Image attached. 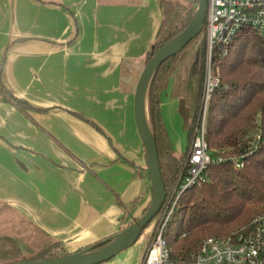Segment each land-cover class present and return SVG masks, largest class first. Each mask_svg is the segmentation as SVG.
<instances>
[{"label":"crops","instance_id":"crops-1","mask_svg":"<svg viewBox=\"0 0 264 264\" xmlns=\"http://www.w3.org/2000/svg\"><path fill=\"white\" fill-rule=\"evenodd\" d=\"M160 23L153 0H0V260L73 254L141 216L133 92ZM135 244L102 264H139Z\"/></svg>","mask_w":264,"mask_h":264},{"label":"trees","instance_id":"trees-1","mask_svg":"<svg viewBox=\"0 0 264 264\" xmlns=\"http://www.w3.org/2000/svg\"><path fill=\"white\" fill-rule=\"evenodd\" d=\"M157 2L161 23L145 63L150 55L185 30L199 3L198 0ZM190 47L194 54L189 77L196 83L193 116L188 117L185 107L182 104L179 106L189 146L202 97L205 53L202 32L159 66L147 93L148 121L157 147L166 198L178 177L186 175L183 165L188 151L183 157L175 156L162 118L161 102L171 76L186 59ZM212 62L213 73L219 83L208 102L205 140L210 155L223 161L207 167L204 183L193 185L182 193L165 227L163 238L169 257L175 262L188 261L198 251L203 240L228 236L264 212V37L249 29L241 30L227 47L214 48ZM0 93L4 100L8 96L12 97L2 86ZM20 104L26 103L19 101ZM234 158L242 160V168H235ZM140 171L148 180L151 197L145 167ZM148 207L149 204L141 216ZM137 219H133L126 227ZM109 239L96 242L90 248L100 250L109 244ZM68 255L71 254L65 252L61 243L57 242L39 253L20 255L6 260V263L50 261Z\"/></svg>","mask_w":264,"mask_h":264},{"label":"built area","instance_id":"built-area-1","mask_svg":"<svg viewBox=\"0 0 264 264\" xmlns=\"http://www.w3.org/2000/svg\"><path fill=\"white\" fill-rule=\"evenodd\" d=\"M203 26L207 66L199 108L200 117L184 159L183 169L186 175L181 174L178 177L166 198L160 223L146 244L139 264H264V212L228 236L203 240L198 251L193 253L188 261H172L163 238L165 227L182 193L193 185L204 183L207 179V167L223 161L222 158L210 155L205 140L208 102L219 83L211 72L214 48L227 47L233 37L244 29L252 30L258 36L264 37V0H207ZM223 53L225 54V50ZM232 161L235 168L243 167L241 159L234 158Z\"/></svg>","mask_w":264,"mask_h":264},{"label":"water","instance_id":"water-1","mask_svg":"<svg viewBox=\"0 0 264 264\" xmlns=\"http://www.w3.org/2000/svg\"><path fill=\"white\" fill-rule=\"evenodd\" d=\"M198 2L193 18L185 30L167 42L155 54L150 55L137 79L133 93V120L138 139L143 146L145 170L149 177L151 189L150 203L146 213L120 233L110 238L109 244L100 250L88 248L55 260L8 264H102L131 247L162 209L166 199V192L161 177L156 143L148 121L147 93L150 82L159 66L170 57L179 53L191 40L201 33L206 16L207 0H198Z\"/></svg>","mask_w":264,"mask_h":264},{"label":"rangeland","instance_id":"rangeland-1","mask_svg":"<svg viewBox=\"0 0 264 264\" xmlns=\"http://www.w3.org/2000/svg\"><path fill=\"white\" fill-rule=\"evenodd\" d=\"M182 5H186V4L183 3ZM201 32L203 33V37L205 40L204 26ZM193 54L194 53H193L192 47H190L188 49V55L186 59L183 61V63L179 66V68L171 76L168 86L165 92L163 93L162 102H161V113H162L164 125L166 128L168 137L170 139V142L172 144L173 152L175 156L177 157H183L185 153L188 151V147H189L188 140H187V130L183 126V118L179 112V106L182 104L183 107H185V110L188 113V117H192L195 111L194 98L196 94V83L193 80H191L189 77V68L193 61ZM144 66H143V69H144ZM206 66H207V49H206V43H205V53H204V63H203V80H204ZM211 72L213 76L216 78V76L213 73V62L211 64ZM135 87H136V84H135ZM135 87H134V90H135ZM202 89H203V86H202ZM201 96H202V93H201ZM198 117H200L199 112L197 114L195 126L197 125ZM205 124H206V119H205ZM129 132L131 133L130 130L126 129L125 132H119V134L124 135ZM193 133H194V129H193ZM131 134H133V131ZM161 210L156 215V217L150 222V224L146 227V229L142 232L139 239H137V241L135 242L136 243L135 246H137V248L140 247V243L142 242V240H145L147 244L150 241V239L153 237L160 223V216L162 215ZM6 262H7L6 260H0V264L2 263L8 264Z\"/></svg>","mask_w":264,"mask_h":264}]
</instances>
